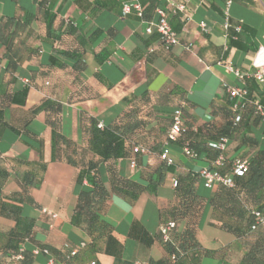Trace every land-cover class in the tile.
I'll list each match as a JSON object with an SVG mask.
<instances>
[{"label": "crops", "instance_id": "0c3cea01", "mask_svg": "<svg viewBox=\"0 0 264 264\" xmlns=\"http://www.w3.org/2000/svg\"><path fill=\"white\" fill-rule=\"evenodd\" d=\"M41 1L0 0V22L15 18L24 23L13 41V49H18L13 72L6 68L5 45L0 42V164L8 166V159L46 164L42 180L28 188L33 204L24 206V214L34 219L35 227L25 247L33 250L47 244L60 251L66 245L79 248L74 264H155L166 256L158 226L161 210L175 202L174 176L212 162L203 152L200 159H188L177 142L167 141L171 114L181 106L191 128L201 130L206 123L219 127L226 120L228 87L264 88L251 80L244 84L223 65L252 67L254 53L264 47V0H230L228 17L232 23L242 24L243 48L228 44L223 27L227 0H185L188 20L183 13L169 15L179 39V44L169 50L161 47L155 31L145 33L146 22L134 11L121 16V5L128 0H44L40 7ZM139 1L149 21L157 20L156 7H168L167 0ZM48 5V14L54 16L50 37L46 35L50 16L43 14ZM200 21L208 26L207 32L200 29ZM24 88V105L10 104L7 99ZM44 100L55 105L32 114L31 109ZM89 117L103 125L121 122L129 140L147 145L159 141L161 150L166 148L174 159L154 193L143 191L135 200L110 194L99 215L111 230L94 240L86 220L71 223L79 191L89 188L86 180L76 183L79 170L96 161L98 176L110 191V173L147 184L149 177L156 178L161 160L160 149L137 156L134 167L127 157L101 158L88 148ZM51 123L67 140H59L54 153ZM244 132L228 138L226 154L230 158L250 155L241 141L244 134L264 146V122H250L249 131ZM40 139L41 156L34 148ZM68 157L74 165L67 163ZM8 172L0 181L4 194L21 189L15 171ZM214 189L199 180V194L208 197ZM44 208L56 213V218L43 213ZM10 221L0 216V229L11 226ZM215 223L212 207L206 204L198 225V241L205 249H229L235 237ZM224 254L223 259L203 256L197 263L186 257L177 264H235L241 251L231 247ZM49 259L50 255L40 252L30 264H46ZM0 264L17 262L4 256ZM54 264L63 262L55 256Z\"/></svg>", "mask_w": 264, "mask_h": 264}, {"label": "trees", "instance_id": "16d2710c", "mask_svg": "<svg viewBox=\"0 0 264 264\" xmlns=\"http://www.w3.org/2000/svg\"><path fill=\"white\" fill-rule=\"evenodd\" d=\"M43 1L44 0L40 2V7L44 3ZM142 8L143 16L140 19L149 21L145 18L143 5ZM162 8L167 11V20L170 25V14L177 16L181 15V12H172L168 7ZM50 11L51 5H48L45 7V10H43V14L46 15ZM48 15L50 17L47 22L46 35L50 37L52 34L51 23L54 16L51 13ZM228 23L229 26L225 29L228 44L236 48H243V44L240 41L242 24L232 23L229 17ZM237 25L240 26L238 32H236L235 29ZM12 26L14 30L10 31ZM23 26L24 23L15 21V18L0 22V42L5 45V56L8 60L6 68L11 72L16 68V60L14 59L18 52V49H13V41L18 30H21ZM61 52L65 55L70 54L69 51ZM50 58L53 59V57ZM248 82H250V80H247L246 84ZM248 90L249 92L252 91L249 88ZM254 90H258V88L256 87ZM26 94L27 89L24 88L14 92V95L7 100L10 104L24 105ZM227 101L226 120L223 125L216 127V125L214 126L213 124L206 123L201 130L198 128L193 129L190 125L186 124L183 108L179 106L182 110L183 131L174 141L180 145L181 153L182 148L187 145L196 153V156L195 158H188L182 153L183 156L191 160H196L201 158L200 155L203 152L205 158L212 162L208 166L198 169L189 168L185 173L174 176V180L176 181V184L173 185L175 202L161 210V221L159 225L167 221H172L175 226L169 233L167 240H163L158 230L159 240L165 249L166 256L155 264H177L186 257L192 258L196 263L199 262L203 256H217L223 259L225 255L224 252L228 251L231 247H237L241 251V256L235 264H264V225L256 224L254 216V212H259L260 215L264 216V146L259 145L255 137L243 135L241 141L244 142L246 148L251 152L248 156H235L247 158V170L240 175L231 172V161L235 157L230 158L227 156L226 148L223 152L226 159L225 166L217 168L213 165V161L219 155L220 151L212 146V144L218 143L222 138L228 140L230 137H236L242 130L245 132L249 131L250 122L256 123L260 121V119L253 117L250 111H245L241 119L235 122L234 118L236 112L232 109L233 100L228 96ZM53 105H55V103L44 100L39 105L33 107L31 113L36 114L42 110L52 108ZM2 111V108H0V123L2 122ZM172 114L170 124L172 121ZM88 121L90 124L87 129L89 133L88 148L99 154L103 159L127 157L130 158V161L134 160L136 162V157L143 153H149L152 150L159 149L160 153L162 151H167L166 148L161 150L160 147L162 145L159 141L153 145H147L138 141L129 140L126 136L125 126L121 122L113 121L106 125L101 123L102 126L99 127L96 118L89 117ZM51 124V145L52 152L54 153L56 151L54 147L56 143H58L59 140L64 142L67 140L60 137L54 130L55 124ZM167 141L169 140L167 139ZM34 148L41 156V139L38 140V145ZM66 161L74 165V161L70 157H68ZM7 164L8 166L0 164V181L4 180L9 173L8 170L12 169L16 173L21 189L5 194L0 191V216L11 220V226L0 229V257L7 256L10 258L11 255L19 252L20 248H22L23 259L18 261L17 264H30L34 260V254L32 250L25 247V244L32 239L35 221L33 218L24 214V206L26 204H33V200L28 193V188L35 182H40L42 180L46 164L41 161L34 162L21 159H8ZM172 164H166L165 161L161 160V164L157 168L158 174L156 178L149 177L147 184L120 177L112 172L109 176L110 191H108L103 181L98 176L96 167L97 162L89 161L76 175V183L82 184L83 180H86L89 188L79 191L75 210L71 217V223L78 224L81 220H86L87 230L92 235V240L108 234L111 230V226L101 219L99 210L110 197V194L114 193L122 197H127L130 200H135L143 191L154 193L157 186L163 181L165 172ZM202 168L216 171L222 175H229L232 185L227 186L222 183H217L210 196L206 197L199 194V180L203 179L200 177L199 171ZM206 204L212 207L213 219L217 222L215 224L223 230L233 234L235 237L233 245H228L227 248L229 249L224 251L205 249L198 241V225ZM211 224L214 223L211 222ZM252 226H254V228H252ZM84 247L85 245L82 246V248ZM37 248L47 250L52 264H54L55 256L60 257L63 264H74L76 263L75 260L80 251L79 248H76V251L72 254L71 252L75 248H69L67 245L63 246L64 251L57 250L47 244H39ZM91 263L97 264L95 261L89 264Z\"/></svg>", "mask_w": 264, "mask_h": 264}, {"label": "built area", "instance_id": "2783aa9c", "mask_svg": "<svg viewBox=\"0 0 264 264\" xmlns=\"http://www.w3.org/2000/svg\"><path fill=\"white\" fill-rule=\"evenodd\" d=\"M168 8L172 12H181L184 14L186 20L189 19L186 14V6L185 0H167ZM230 0H227L226 7L224 9L225 20L223 23L224 29L229 26L228 23V8H229ZM134 11L137 17L142 18L143 16V8L139 0H128L123 2L121 5V16L125 17L129 13ZM155 12L158 16L156 21H145L144 31L147 34H151L155 31L158 34L160 45L164 49H170L171 47L179 44V39L177 37L176 32L172 29L171 25L167 20V11L162 7H156ZM200 29L203 32L208 31V26L204 21L199 22ZM236 32L240 30V26L237 25L235 27ZM190 45H185L186 49H189ZM152 51V49H150ZM251 68L240 69L233 66L230 63H223L225 69L228 72H231L234 77L246 83L247 80H253L257 82L261 87L264 86V47H259L254 54ZM264 88L262 87L260 90H254L249 92L248 88L243 86H232L227 88L228 96L231 100H233L232 109L236 112L234 121L238 122L242 114L245 111H250L253 117L260 119V121L264 122ZM99 127L102 126L101 123L98 124ZM183 131L182 126V110L180 107L176 108L172 114V121L167 130L166 137L169 141H174ZM264 138V136H263ZM227 139L222 138L218 143L212 144L213 147H216L220 153L213 161V165L217 168L224 167L226 164V159L223 154L226 148ZM143 151V150H142ZM182 153L188 158H195L196 153L189 147L184 146L182 148ZM159 158L166 162V164H172L173 158L168 154L167 151H162L159 153ZM247 158L246 157H235L231 161V172L233 174H242L247 170ZM130 166H135V161H130ZM200 177L204 179L205 185L208 188L215 186L217 183H222L227 186L232 185V181L229 175H222L216 171H210L206 168H202L199 171ZM176 184V181H173V185ZM42 212L49 215L52 219L56 218V213L49 211L47 209H42ZM255 223L264 225V216L260 215L259 212H254ZM174 222L167 221L158 226L159 233L161 234L163 240L168 239L169 233L174 228ZM254 228V226H252ZM76 251V248L72 250V254ZM43 252L47 254L46 249L34 248L32 253L34 255ZM12 261L18 262L23 259L22 248H20L19 252L10 256ZM46 264H52V260L49 259ZM94 264V263H91ZM133 264H148L147 262H134Z\"/></svg>", "mask_w": 264, "mask_h": 264}]
</instances>
